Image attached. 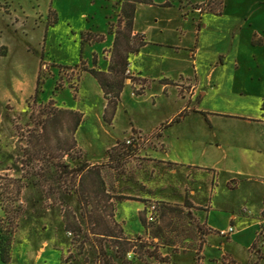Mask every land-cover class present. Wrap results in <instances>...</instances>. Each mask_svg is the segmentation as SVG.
<instances>
[{
    "label": "rangeland",
    "instance_id": "1",
    "mask_svg": "<svg viewBox=\"0 0 264 264\" xmlns=\"http://www.w3.org/2000/svg\"><path fill=\"white\" fill-rule=\"evenodd\" d=\"M21 1L27 15L33 16L38 11L43 15L44 24L48 25L50 0ZM221 1L223 8L219 17L203 10L210 18V27L211 24L217 27L215 37L199 44L194 33L201 22L198 15L195 25L191 22L186 26L181 50L175 52L171 46L159 49L152 46L150 55H136L130 58V62L136 67H146L150 72L163 67L171 72L173 79H180L179 75H183L195 82L198 77L202 91H209L200 102L197 97L191 104L190 107L197 110L184 107L182 112L187 111L186 117L169 126L172 128L170 132L179 134L172 136V155L209 169L217 162L222 170L263 175L264 165L257 168L259 172L251 166H244L240 150L253 146L264 156V131L258 135L260 130H256L252 138L257 141L252 143L239 134L241 128H257L262 124L247 123L244 118L235 119L237 116L230 113L249 111L264 116V47L246 29L232 28L246 19L261 16L264 0H261L263 4L259 10L255 1L260 0H216ZM181 3L186 2L182 0ZM184 6L189 8L186 4ZM13 10L22 14L16 4ZM0 12H11L7 2L0 1ZM53 19L54 14L50 21ZM40 20L41 17L24 20L27 32L19 31L16 23L11 21L7 23L9 31L0 38V44H5L0 46V194L5 210L2 212L0 206V231L5 240L10 241L11 264H37L33 257L40 258L41 255L40 264H64L65 260L70 264H105L104 258L112 264H158L161 258H167L162 257L158 247L138 238L121 243L102 237L96 233H100L103 227L95 226L93 219L102 214L114 235L121 237L120 227L115 226L112 223V220L116 222L115 218L110 217L114 214L118 187L125 186L124 182L118 183L119 177L127 175L133 182V176L137 174L135 168L139 167L144 169L145 180L151 176L147 157L141 158V163L136 161L139 158L135 154L117 157L122 143L140 135L135 130L129 131V123L132 121L143 131L163 123L161 128H165L167 120L171 122L180 115L179 110L185 101L179 98L175 88L169 89L167 95L153 80L148 87H143V82L129 76L128 85H137L136 88L140 89L125 87L117 108L115 127H108L110 125H105L101 119L106 104L102 90L94 79L85 80L89 74L84 71L94 66V58L99 68L106 66L103 49L110 44L105 41L108 35L103 34L104 39L99 42L84 41L83 36L87 33L78 34L74 40L72 33L67 36L66 23L61 21L48 40L51 47L49 54L45 55L42 47L44 29L35 28ZM22 33L26 36L28 33L29 39ZM150 38L154 40L153 36ZM199 45L200 52L193 60L189 50L197 53ZM218 51L223 52L224 64L212 72L210 61ZM210 85L214 86L213 90ZM182 87L183 94L186 87ZM143 88H146L144 94ZM50 100L58 108L83 114V122L76 133L78 147L70 153L81 159L65 156L61 160L58 157L53 123H49L48 134L42 137L41 124L49 115L41 116L40 105ZM177 136L180 137L178 141ZM62 138L65 142L69 135L64 134ZM221 143L230 148L227 158L216 148ZM110 154L114 155L113 161L109 159ZM60 162L68 165L70 174L66 178L56 174L55 166ZM83 163L100 169L109 198L104 197L96 185L92 186L89 179L79 185L75 169ZM221 187L218 191L215 189L216 208L224 199L225 190ZM245 191L241 190L233 199L241 207L247 205ZM77 192L83 193L84 198L79 200ZM153 217L156 220V214ZM232 246L233 251L236 250ZM126 248L128 251L124 250Z\"/></svg>",
    "mask_w": 264,
    "mask_h": 264
},
{
    "label": "crops",
    "instance_id": "2",
    "mask_svg": "<svg viewBox=\"0 0 264 264\" xmlns=\"http://www.w3.org/2000/svg\"><path fill=\"white\" fill-rule=\"evenodd\" d=\"M0 1L7 2L11 9L10 13L0 12V38L4 32L9 31L7 23L14 21L19 31L27 32L24 20L31 21L35 17H41L35 28L43 27L44 29L42 47L45 55L49 54L48 50L51 47L48 40L61 21L66 23L67 36L72 33L74 40H77L78 34L81 36L83 33L107 34L105 41L107 43L110 41V44L103 49L106 66L99 68L96 65V68L103 72L108 71L115 38L114 34L109 33L110 24H114L118 20L121 0H50L48 15L52 11L57 20L53 26L44 24L43 15H40L38 11H35L33 16L27 15L23 11L21 0ZM35 1L39 2V0ZM184 1L186 3H181L182 0H168L171 3L169 7L163 6L166 0H155V5H137L134 34L145 35L148 44L138 54L132 55V58L136 55H150L152 46L157 49L171 46L175 52L181 50L184 46L182 42L186 36V26L191 22L192 25H195V17L198 15L201 22L197 25L200 24V29L194 30V33L196 32L199 38V44L205 39L215 37L217 27L215 25L212 27V24L210 27V18L208 14L204 13L207 10L202 13L196 11V8L206 4L209 0ZM255 2L259 5V10L263 1ZM15 4L20 8L22 14L17 13L16 10L12 11ZM185 4L189 8H186ZM220 14L215 15L219 17ZM22 17H25L24 20L21 19ZM237 26L241 30L246 29L264 47V13L255 19H246L242 24L232 28L237 30ZM208 29H210L209 32H207ZM21 35L29 39L28 33L27 36L26 33ZM175 35H177L176 38ZM150 36H153L154 40ZM2 45L5 44H0V46ZM197 49V53L189 50V55L193 60L200 52V45ZM222 54L223 52L218 51L210 61L212 72L217 66L224 64ZM152 56L164 59L161 55L153 54ZM235 63L238 64V61ZM127 73L143 82V87H148L150 81L153 80L160 85V90L167 95L169 89L175 88L179 98L186 102H184L185 106L183 105L179 110L180 114L184 107L197 110L195 107H190L195 98L198 97L200 102L202 96L209 94V91H202L201 81L198 77L195 78V82L192 79L184 78L183 75H179L180 79H173L171 72L160 66L155 71L150 72V69L136 67L130 62ZM90 78L94 79L87 75L85 80ZM128 82L129 80L125 87L140 89L136 88L137 85H128ZM182 86L186 87L183 94L181 93ZM213 87L210 85L209 88L213 90ZM145 89L143 88L142 94L145 93ZM106 104H104V109ZM230 114L237 116L235 119H247V123L262 124L257 128H241L239 130V134L243 136L244 140L249 139L251 143L256 142V138L252 137L256 130H260L258 135L264 131V116L249 111ZM117 115L118 109L112 125L108 127H115ZM260 117L262 120H256ZM101 119L103 121V115ZM169 122L170 120H167L165 123ZM129 125V131L135 130L144 136L143 140L138 143L139 150L135 157L139 158L136 160L139 163L142 162L141 158L147 157L149 159L147 165L151 176L145 180L144 169L139 167L135 168L137 174L133 176V182L127 175L119 177L118 183L121 185L124 182L125 186L124 188L118 187L117 195L124 199L116 201L114 218L123 230V239L131 242L138 238L158 247L162 257H167L166 262H158V264H261L264 262V247L257 243L259 231L264 228V174L258 175L250 173L251 171L244 172L233 169L222 170L218 167L217 162L213 164L212 169L191 162L186 163L171 153L170 148L174 139L172 136L179 135L170 132L169 129L172 126L161 128L162 125H159L149 131H143L132 121ZM176 139L178 141L180 137L177 136ZM216 148L223 152L225 158L228 157L227 151L230 148L228 149L225 143L217 145ZM240 151L244 166L247 168L251 166L259 172L257 168L264 165V156L259 149L248 146ZM105 158L107 159V157ZM219 186L225 190L224 199L221 201V206L216 208L214 203L217 196L216 190ZM243 189L246 190L244 202L249 207H241L234 203L233 199ZM153 206L156 207L157 218L155 222L150 223L148 216L151 214ZM230 226L234 227V232L222 236L221 233L227 231ZM232 245L235 246L236 250L233 251ZM41 258L42 255L40 258L33 257L37 264H40ZM1 264L4 263L1 261Z\"/></svg>",
    "mask_w": 264,
    "mask_h": 264
},
{
    "label": "trees",
    "instance_id": "3",
    "mask_svg": "<svg viewBox=\"0 0 264 264\" xmlns=\"http://www.w3.org/2000/svg\"><path fill=\"white\" fill-rule=\"evenodd\" d=\"M121 9L119 13V17L116 23L110 24V34H114V43L111 49V59L107 72H103L96 68V58H94V67L93 68H85L84 71L92 76L97 83L99 84L104 98L107 101V105L104 109L103 113V121L106 125H112L113 120L116 115V111L121 100V94L124 91L126 81L130 78L128 72V68L130 65V57L132 55L138 54L141 49L148 44L146 36L143 34H134V20L135 14L138 4H146V5H155V0H121ZM164 7L171 6L168 0L163 5ZM202 10H207L209 12H213L215 14H220L223 8V1L216 2V0H209L206 4L199 6ZM54 14L53 21H50V16ZM55 13L52 11L49 13L48 25L53 26L56 24ZM198 30L200 29V24L197 25ZM83 40L86 42H99L104 39L102 35H93L91 33H87L83 36ZM39 85V81L37 83ZM60 86H57L59 89ZM38 94V88L36 89V96ZM137 95H141L137 93ZM35 96V98H36ZM264 109V105L262 107ZM40 110L43 112L41 114L42 117L45 115H49L47 120L42 121V137L48 134L49 123L54 124L53 136L57 142V150H59V158L62 160L65 156L70 157L71 159H81L79 157L71 156V152L74 149H77L78 143L76 140V133L83 122V114L79 111L58 108L55 106L53 100H50L48 103L41 104ZM187 111L182 112L178 117H176L171 122L167 123L165 127L172 126L175 123H180L184 117H186ZM164 128V126H163ZM69 135V140L64 142L63 135ZM63 140V141H62ZM122 147L120 148V152L118 151L117 157L122 158L125 156H129L132 154H136L139 150L138 143L133 142L131 145H126L122 143ZM110 161H113L114 155H109ZM56 174L65 175L63 177L66 178V175L70 174L68 172V165L64 162H60L57 166H55ZM75 175L79 178V185L89 179L92 182V186L98 187L103 194L104 197H108V191L105 189V182L101 176V171L96 166H90L88 163H83L75 169ZM83 183L81 184V186ZM77 196L79 200L84 198V194L77 192ZM124 198L117 197L115 201L121 200ZM85 200V199H84ZM112 201V200H111ZM0 206L2 212H5L4 207L2 205V197L0 194ZM114 213V211L112 212ZM114 214H111V218L113 219ZM264 216V215H263ZM93 219L95 222V226H102L103 230L100 233H96L102 237L115 239L121 243H127L123 239V230L119 224L112 220V223L120 227L121 237L115 236L113 230L109 227L105 216L102 214L94 216ZM145 223L144 220L142 221ZM10 241L8 239L5 240L3 233L0 231V249H1V259L5 264L11 263V253H10ZM128 251L127 248L124 249ZM167 261V258H161L160 262L164 263ZM64 263H68L67 260ZM105 264H112L107 258H104Z\"/></svg>",
    "mask_w": 264,
    "mask_h": 264
},
{
    "label": "built area",
    "instance_id": "4",
    "mask_svg": "<svg viewBox=\"0 0 264 264\" xmlns=\"http://www.w3.org/2000/svg\"><path fill=\"white\" fill-rule=\"evenodd\" d=\"M196 11H197L198 13H202V12H203L202 8H200V7L196 8ZM142 140H143V136H142V135H138V136H136L134 139L131 138V139L126 140V145H131L133 142L139 143V142H141ZM155 213H156V207L153 206V207H152V212H151V214H150V216H149V221H154V220H155V217H153V215H154ZM233 232H234V227H233V226H230V227L228 228V230L222 232L221 235H222V236H227V235H229V234H231V233H233ZM257 243L260 244L261 247H264V229H261V230L259 231V234H258V236H257Z\"/></svg>",
    "mask_w": 264,
    "mask_h": 264
}]
</instances>
